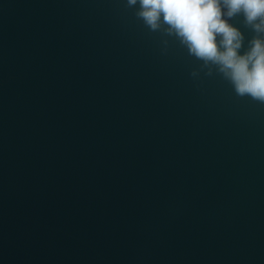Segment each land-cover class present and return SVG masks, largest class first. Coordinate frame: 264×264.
<instances>
[{"label": "water", "instance_id": "obj_1", "mask_svg": "<svg viewBox=\"0 0 264 264\" xmlns=\"http://www.w3.org/2000/svg\"><path fill=\"white\" fill-rule=\"evenodd\" d=\"M138 8L0 0V264H264V103Z\"/></svg>", "mask_w": 264, "mask_h": 264}, {"label": "clouds", "instance_id": "obj_2", "mask_svg": "<svg viewBox=\"0 0 264 264\" xmlns=\"http://www.w3.org/2000/svg\"><path fill=\"white\" fill-rule=\"evenodd\" d=\"M137 4L136 15L150 30L174 36L207 74L214 66L237 95L264 103V0H127ZM237 15L257 34L243 54L244 35L228 22Z\"/></svg>", "mask_w": 264, "mask_h": 264}]
</instances>
